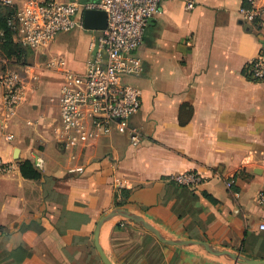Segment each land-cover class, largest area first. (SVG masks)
<instances>
[{
	"label": "crops",
	"instance_id": "obj_1",
	"mask_svg": "<svg viewBox=\"0 0 264 264\" xmlns=\"http://www.w3.org/2000/svg\"><path fill=\"white\" fill-rule=\"evenodd\" d=\"M242 6L196 0L187 10L182 1H160L133 53L142 73L121 78L141 91V109L130 119L142 134L137 146L113 132L65 150L54 132L64 71L84 72L99 31L59 34L40 53L19 45L24 64L0 45V76L10 69L23 82L9 118L0 88V160L12 165L0 174V264H103L94 232L115 209L141 217L166 240L201 241L264 261L257 203L264 192V81L243 75L264 33L241 20ZM26 161L38 179L22 177ZM187 172L204 178L194 191L170 181ZM98 243L112 264H244L201 247L164 245L119 214L101 226Z\"/></svg>",
	"mask_w": 264,
	"mask_h": 264
},
{
	"label": "built area",
	"instance_id": "obj_2",
	"mask_svg": "<svg viewBox=\"0 0 264 264\" xmlns=\"http://www.w3.org/2000/svg\"><path fill=\"white\" fill-rule=\"evenodd\" d=\"M161 0H0V8H7V27L14 43L33 53L46 49L59 35L83 28L86 10L106 14V28L89 45L90 57L82 74L64 71V82L58 98L59 124L54 129L58 143L65 149L82 148L98 137L113 132L126 135L133 146L141 143L142 134L130 119L142 106L140 89L121 82L123 76L137 77L142 71L141 61L134 52L142 42L145 30L158 12ZM192 10L196 0H178ZM260 0H243L239 14L257 33H264V6L256 8ZM264 1V0H262ZM3 37V32H0ZM256 57L247 62L243 75L251 82L264 81V36ZM48 65H53L49 62ZM58 62L57 66H61ZM23 87L22 79L10 69L0 76L3 90V109L7 118L14 114ZM11 139V137H7ZM37 159L35 168L42 169ZM12 170V165L0 160V174ZM82 171L77 170V173ZM204 178L195 172L171 177L179 187L196 190ZM225 187L230 190L232 182ZM264 210V192L257 197ZM264 229V224L260 226Z\"/></svg>",
	"mask_w": 264,
	"mask_h": 264
},
{
	"label": "water",
	"instance_id": "obj_3",
	"mask_svg": "<svg viewBox=\"0 0 264 264\" xmlns=\"http://www.w3.org/2000/svg\"><path fill=\"white\" fill-rule=\"evenodd\" d=\"M83 29L86 31H103L106 28V14L102 11L95 10H86L83 13ZM114 214H119L122 217L134 221L136 224L142 228L150 231L155 237L164 245L169 246H187V247H201L208 254L215 257H228L233 259L235 262L244 263V264H264V261L261 260H252L248 259L240 254H234L228 251H220L211 247L209 244L201 241H192V240H166L162 235L152 226L147 224L141 217L122 209H115L111 213L105 215L97 223L95 232H94V247L102 261L103 264H112L103 251L101 250L98 243V232L101 226L108 222Z\"/></svg>",
	"mask_w": 264,
	"mask_h": 264
},
{
	"label": "trees",
	"instance_id": "obj_4",
	"mask_svg": "<svg viewBox=\"0 0 264 264\" xmlns=\"http://www.w3.org/2000/svg\"><path fill=\"white\" fill-rule=\"evenodd\" d=\"M9 14V9L0 8V32H3V37H0V45L8 58L13 56L17 61L24 64L26 56L25 52L19 45L13 43L12 35L7 27L6 21ZM20 173L25 179H38L40 177L39 173L36 172V169H33L32 165L27 161L20 164ZM231 189L236 191V189L232 187Z\"/></svg>",
	"mask_w": 264,
	"mask_h": 264
},
{
	"label": "rangeland",
	"instance_id": "obj_5",
	"mask_svg": "<svg viewBox=\"0 0 264 264\" xmlns=\"http://www.w3.org/2000/svg\"><path fill=\"white\" fill-rule=\"evenodd\" d=\"M75 30H79V28H76ZM80 30H82V29H80ZM83 32H85V31H83ZM73 60H74V58H73Z\"/></svg>",
	"mask_w": 264,
	"mask_h": 264
}]
</instances>
